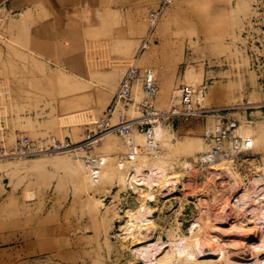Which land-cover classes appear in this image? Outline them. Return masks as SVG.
<instances>
[{
	"label": "rangeland",
	"instance_id": "rangeland-1",
	"mask_svg": "<svg viewBox=\"0 0 264 264\" xmlns=\"http://www.w3.org/2000/svg\"><path fill=\"white\" fill-rule=\"evenodd\" d=\"M163 1L0 7V147L22 137L39 146L80 143L133 65L153 71L160 112L181 86L204 88L203 107H237L230 113L239 132L257 139L231 167L248 182L264 163V0H170L152 25ZM134 95L142 97L137 87ZM95 100L103 101L98 111ZM160 124L166 170L143 172L137 185L104 175L90 187L78 152L0 160V264H264V194L225 204V177L180 166H195L207 149L203 125ZM109 138L117 142L111 151ZM124 154L114 134L92 152L105 160L102 173ZM126 210L138 211L130 228Z\"/></svg>",
	"mask_w": 264,
	"mask_h": 264
},
{
	"label": "built area",
	"instance_id": "built-area-1",
	"mask_svg": "<svg viewBox=\"0 0 264 264\" xmlns=\"http://www.w3.org/2000/svg\"><path fill=\"white\" fill-rule=\"evenodd\" d=\"M170 4L164 0L157 9L150 14L149 22L154 25L162 9ZM147 47L146 41L141 50ZM136 87L142 93L137 101L134 95ZM204 88L181 86L177 95L172 97L170 108L166 112L158 111L154 100L158 93V85L152 70H141L130 66L120 80L114 95L104 110L102 116L92 124L80 143L71 141H53L47 145H36L29 138L22 137L12 149L0 147V160L31 159L44 154L75 151L82 155L84 163L89 168L92 179L97 182L101 168V160L92 155L108 134H114L126 146L124 159L136 155L141 149L134 143L135 134L143 135L147 147L151 152L159 151L154 141L153 127L160 121H189L195 120L202 126L201 138L207 149L200 153L194 163L196 170H206L208 167L220 163H228L232 167L239 158L254 150L252 137L242 135L240 122L230 112L237 107L209 108L201 106L199 97ZM138 113L137 116L128 115L129 111ZM252 121L245 119V125H252Z\"/></svg>",
	"mask_w": 264,
	"mask_h": 264
},
{
	"label": "bare ground",
	"instance_id": "bare-ground-1",
	"mask_svg": "<svg viewBox=\"0 0 264 264\" xmlns=\"http://www.w3.org/2000/svg\"><path fill=\"white\" fill-rule=\"evenodd\" d=\"M201 97H199V100H200ZM94 103H95L94 104V107H95V109L97 111L103 105V101H101V100L100 101L99 100L98 101L95 100ZM136 114H138V113H136ZM160 125H161L160 122L156 123L154 125V127H153V132H152L154 141L156 142V145L158 146V149H159V146H160L159 145V140L163 137V130H162V127ZM108 135H111V134H108ZM108 135H106V137ZM133 140H134V143L137 146H139L140 148L142 147V148L139 149L136 152V155H132L130 158H127V159H124L123 157L122 158H119L117 160V162L115 163V165H116L115 168L116 169L107 168L103 173H102V170H100L99 171V179H98L97 182H95L92 179L91 174H90V171H89V168L84 163L86 177L90 178L89 179L90 187H94L97 183H100V180H101L102 177H104V175L106 177H109V179L110 178L113 179L114 177H117L119 179V181L121 182V184H123L126 187L128 185H131L132 183L134 184V182H137L136 179L139 176L142 177L141 175L145 171L152 170L153 168H154L153 170L159 168V169H161V172L162 171L165 172L167 158L161 155L160 150L159 151H156V152H151V150H149L148 147H147V144H146V141H145V138H144L143 135L135 134L134 137H133ZM253 141H255V143H256L257 142V139H255V140L253 139ZM116 143L117 142H115V140L113 138H111V139L109 138V140H107V142L105 144V149L107 151H111L115 147L114 145ZM124 148H125V153H126L127 152V148H126L125 145H124ZM140 150H143V151L140 152ZM196 150L197 151H201L203 149L199 145V146L196 147ZM72 151H75V149L72 150ZM66 152H69V151H66ZM63 153H65V152H63ZM143 154L150 155L152 158L149 159L148 156L143 155ZM104 162H105V160H104ZM104 162L103 161L101 162L102 163L101 169H103L104 166H105V164H106V163L104 164ZM108 164H109V162H108ZM110 166H111V164H110ZM180 166H182V168L185 169V170L192 169V170L197 171L196 170V167L193 166V164L191 162L187 161V160L184 161ZM232 168H231L230 164L223 162V163H220V164H217V165H213L211 167H208L206 169L207 171H209V174L212 175V176H214V177H217V176H218V178H219V176L225 177V182H227L228 188L230 189L229 190L230 191L229 195L227 194V196L225 197V204L227 203V201H228V204H229V201L230 200H234L238 196H240V198L242 197L241 199H243V200H244L243 197H245V199H247L248 198L247 196H249L248 194L251 195V193L253 194V192H255L257 190H259V192H261L262 194H264V163H263V165H259L257 167V170L255 171L254 175H252L248 179V182H246V183L242 182L241 181V178H238L239 176L237 177L235 175V172L234 173L232 172V170H233ZM138 182L136 183V185L138 184ZM139 183H142V181L140 180ZM235 189H238V191H236L237 193L234 194V192H232V191H235ZM212 190H213V188H212ZM257 194L255 193V194H253V196L254 195L256 196ZM232 195H234V196H232ZM245 195H247V196H245ZM230 197H232V198L230 199ZM143 198H144L143 201L144 200H149L151 198V193L145 194ZM251 198L254 199V197H251ZM257 198L258 197H256V199ZM241 199L240 200L238 199V200L241 202ZM256 199H254L253 201H255ZM248 202H251V200H249ZM248 202H247V204H249ZM139 212H141V209H140ZM139 215H140V213H139ZM124 217H126V221H125L126 224L124 225V228L125 227L126 228L127 227L130 228V226L134 225L133 224L134 221L136 219L137 220L139 219V217H138V211L135 212L133 210H126ZM183 263L186 264V262H183Z\"/></svg>",
	"mask_w": 264,
	"mask_h": 264
},
{
	"label": "crops",
	"instance_id": "crops-1",
	"mask_svg": "<svg viewBox=\"0 0 264 264\" xmlns=\"http://www.w3.org/2000/svg\"><path fill=\"white\" fill-rule=\"evenodd\" d=\"M27 0H0V7H9L10 10L18 11L22 6L26 5Z\"/></svg>",
	"mask_w": 264,
	"mask_h": 264
}]
</instances>
